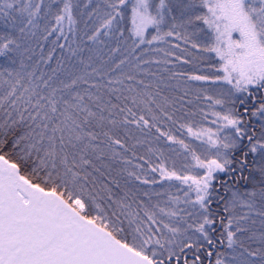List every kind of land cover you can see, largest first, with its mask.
<instances>
[{
	"label": "snow or ice",
	"instance_id": "obj_1",
	"mask_svg": "<svg viewBox=\"0 0 264 264\" xmlns=\"http://www.w3.org/2000/svg\"><path fill=\"white\" fill-rule=\"evenodd\" d=\"M0 264H264V0H0Z\"/></svg>",
	"mask_w": 264,
	"mask_h": 264
},
{
	"label": "rangeland",
	"instance_id": "obj_2",
	"mask_svg": "<svg viewBox=\"0 0 264 264\" xmlns=\"http://www.w3.org/2000/svg\"><path fill=\"white\" fill-rule=\"evenodd\" d=\"M194 119L197 120V121H199V117H198V116L195 117ZM205 126H210V125H208V124L205 122ZM188 139H191V138H188ZM191 142L193 143L194 146H197V145L199 144L198 141H194V140H192ZM181 160H182V158H177V167L180 166V164H181Z\"/></svg>",
	"mask_w": 264,
	"mask_h": 264
},
{
	"label": "trees",
	"instance_id": "obj_3",
	"mask_svg": "<svg viewBox=\"0 0 264 264\" xmlns=\"http://www.w3.org/2000/svg\"><path fill=\"white\" fill-rule=\"evenodd\" d=\"M52 38H50V40H51ZM47 47V46H46Z\"/></svg>",
	"mask_w": 264,
	"mask_h": 264
}]
</instances>
